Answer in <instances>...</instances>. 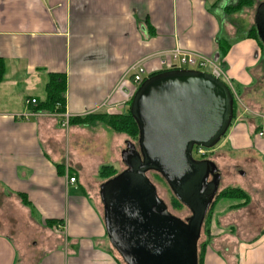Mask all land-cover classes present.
I'll use <instances>...</instances> for the list:
<instances>
[{"label":"crops","instance_id":"0c3cea01","mask_svg":"<svg viewBox=\"0 0 264 264\" xmlns=\"http://www.w3.org/2000/svg\"><path fill=\"white\" fill-rule=\"evenodd\" d=\"M239 1L0 0V264H122L85 179L123 164L124 149L107 164L96 158L102 152L82 157L70 143L83 128L58 123L124 113L136 66L145 76L167 71L175 50L220 67L238 109L226 144L214 150L252 163L236 187L246 204L213 203L200 264H264V139L257 136L264 131V48L250 33L264 0ZM49 75L65 81L62 115L25 104L45 99ZM86 128L111 132L104 124Z\"/></svg>","mask_w":264,"mask_h":264},{"label":"water","instance_id":"95a60500","mask_svg":"<svg viewBox=\"0 0 264 264\" xmlns=\"http://www.w3.org/2000/svg\"><path fill=\"white\" fill-rule=\"evenodd\" d=\"M253 20L264 46V2ZM129 113L137 145L126 143L125 169L99 187L107 239L125 264H198L197 242L220 175L212 161L195 159L193 149L209 150L226 134L231 90L206 72L163 71L136 88ZM150 171L161 175L189 218L168 212L146 176Z\"/></svg>","mask_w":264,"mask_h":264},{"label":"rangeland","instance_id":"374dc122","mask_svg":"<svg viewBox=\"0 0 264 264\" xmlns=\"http://www.w3.org/2000/svg\"><path fill=\"white\" fill-rule=\"evenodd\" d=\"M205 71L208 72L209 69H205ZM231 92L233 95L234 92L232 90H231ZM41 94H43V93H41ZM233 97H234V95H233ZM130 101H131V99L129 100V102ZM60 119H61V121H59V123H58L59 128H61L62 130H65L66 127L62 126V124L64 123V120H62L61 117H60ZM63 119H64V117H63ZM99 124H102V123L95 121L93 123H90L89 126L90 125L96 126ZM74 126H79L80 128H83V131H81L78 134L77 133L73 134V138L71 139V143H70L71 149L76 150L77 152H80V155H82V157H84L83 155L90 156V153H94V154L96 153L97 154L98 152H102L103 156L98 155V157H96V158L100 159V161H102V162H105V164H107L108 162L115 161L117 158H119V155L117 153H115V151H114L115 149H120V150L125 149L127 142H131L134 145H137L136 140H132L124 134H118V133H114L112 131L111 132L109 131V132H107L106 136L105 135L96 136L95 132H90L91 131L90 128L85 129L86 126L83 124L74 125ZM89 126L87 125V127H89ZM69 129L70 128H68V130ZM112 133H114L115 136H113V138L111 139ZM227 135H228V133L220 139L219 143L215 147L207 150L206 155H205L206 160L212 161L217 166V168L219 170V175L221 178L220 179L221 181H220L219 187H218V191H217V195L214 199L216 201V203L218 201L222 200V198H218V195L220 194V192H222L223 190H225L229 187L240 188L241 184H239L238 181L241 180L242 177L245 180V179H247V177H249L247 175L252 174V172L246 171L247 169H249L248 166L251 167V164H252L249 162V160L241 161L240 160L241 157L239 159L238 158H229L233 154H231V156H228V154L223 152L222 150H218V151L214 150V148H216L219 145H221V147H224V144H226L225 142H227V140H226ZM76 148H78V149H76ZM111 152L113 153L112 155L110 154ZM114 154L116 156H113ZM193 156H194V158H199L195 152H193ZM118 164H119L118 167L115 168V174L122 172L124 169V166L121 162H119ZM239 171L243 172L244 175L240 176ZM146 176L149 179V181L152 183V185L155 187L157 196L163 201V203L165 204V206H166V208L170 214H172L173 216H175V217H177L183 221L190 217V215H191L190 211L185 206H183L182 204H180L179 202H177L175 200V196L173 195V193L169 189L167 183L164 181V179L161 177L160 174L153 172V171H150V172L146 173ZM85 180L87 181L86 184L92 193V198L94 199V203L98 204V209L100 210L101 215H102L103 211H102V206H101L100 201H99L98 192H99V185L104 183L105 181L99 179L98 174L93 175L92 173L90 174V176H87ZM228 185H230V186H228ZM176 202L178 204H176ZM213 207H212L211 212H210V217H211L212 212H213ZM204 240L206 241L207 239L203 233V230L201 229L199 240L197 242V258H198V250H200L201 243ZM121 263L125 264L122 261H121Z\"/></svg>","mask_w":264,"mask_h":264},{"label":"trees","instance_id":"16d2710c","mask_svg":"<svg viewBox=\"0 0 264 264\" xmlns=\"http://www.w3.org/2000/svg\"><path fill=\"white\" fill-rule=\"evenodd\" d=\"M245 0L239 1L240 3L237 6H243L241 2H244ZM228 10V9H227ZM253 36V39L257 40V34L254 26L251 29L250 32ZM258 45L262 48L264 46L262 43L257 40ZM219 51L223 55L224 46L223 44H218ZM163 72V71H162ZM161 73V72H160ZM3 74V66L0 61V81ZM157 74V73H156ZM155 75V74H152ZM150 75V76H152ZM64 90H65V81L62 75H49V80L45 85L44 93H45V99L42 102H37L35 105L36 111H42L45 113L50 114H59L62 115L65 113V101H64ZM232 93V92H231ZM234 95V94H233ZM129 105L130 102L127 104V110L124 113L120 114H106V113H96L87 115L84 117H76V118H68V125H89L90 123H93L95 121L101 122L104 124L107 128H109L112 132L118 133V134H124L128 138L132 140H138V127L134 121V119L131 117L129 113ZM238 105L235 99V96L233 97V118L237 114ZM95 119V120H94ZM115 175V169L111 166L104 165L100 168L98 171V177L101 180L107 181L108 179L114 177ZM218 198H229V199H243L244 203L242 205L246 204V196L245 194L236 187H229L218 195ZM175 200L179 202L176 198ZM176 202V204H178ZM180 203V202H179ZM215 203V200L213 201ZM211 204V207L208 210V213L205 216V219L202 224V230L204 235L206 236V239L209 237V223H210V212L214 204ZM181 204V203H180ZM47 225H51L52 221L47 222ZM53 224H59L56 221H53ZM207 243V240L203 241L201 243L200 249H202ZM200 252H198V264H200Z\"/></svg>","mask_w":264,"mask_h":264},{"label":"built area","instance_id":"2783aa9c","mask_svg":"<svg viewBox=\"0 0 264 264\" xmlns=\"http://www.w3.org/2000/svg\"><path fill=\"white\" fill-rule=\"evenodd\" d=\"M170 63L169 60L167 61V71L168 70H176V69H186V70H195V71H202L206 72L205 69H209L208 74L214 76L215 78L223 81L228 87V82L226 81L224 75L222 74V71L220 67L215 63L207 59L206 57L200 56V55H194L189 54L181 50H175L173 52L169 53ZM164 63V61H163ZM145 71L142 66H136V68L133 70V73L131 74V82L136 88L148 77L145 76ZM230 88V87H229ZM231 90V88H230ZM26 105H35L36 100L35 99H27L25 100ZM62 126H65L67 128L68 126V118L64 121ZM257 136L259 138L264 139V131L261 130L257 133ZM206 151L201 148H194L193 152L196 153V155L203 159L205 158ZM68 181L70 183H74L75 179L73 177H69Z\"/></svg>","mask_w":264,"mask_h":264},{"label":"flooded vegetation","instance_id":"af4514ba","mask_svg":"<svg viewBox=\"0 0 264 264\" xmlns=\"http://www.w3.org/2000/svg\"><path fill=\"white\" fill-rule=\"evenodd\" d=\"M196 159H198V160H203L204 158H203V159H200V158H196ZM205 159H206V158H205Z\"/></svg>","mask_w":264,"mask_h":264}]
</instances>
